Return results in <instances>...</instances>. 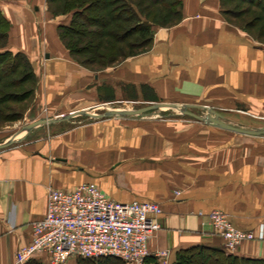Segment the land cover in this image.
<instances>
[{"label": "crops", "instance_id": "obj_1", "mask_svg": "<svg viewBox=\"0 0 264 264\" xmlns=\"http://www.w3.org/2000/svg\"><path fill=\"white\" fill-rule=\"evenodd\" d=\"M46 2L0 0L10 26L6 49L25 54L35 67L36 116L44 111L59 118L94 105L155 98L213 108L223 117L238 110L264 116V44L225 22L221 0H181L180 21L155 28L149 51L96 73L69 60L57 37L73 13L52 18ZM82 117L0 149V264H12L30 243L31 224L46 212L48 188L69 191L82 184L96 185L118 203L158 204L160 229L147 246L150 255L167 252L162 264H172L183 249L223 248L207 224L212 211L254 236L229 254L264 260V137H233L183 119ZM35 259L49 264L44 254Z\"/></svg>", "mask_w": 264, "mask_h": 264}, {"label": "built area", "instance_id": "obj_2", "mask_svg": "<svg viewBox=\"0 0 264 264\" xmlns=\"http://www.w3.org/2000/svg\"><path fill=\"white\" fill-rule=\"evenodd\" d=\"M161 213L155 203L115 202L94 184L69 191L50 187L45 215L31 224V241L18 249L12 264H27L41 254L48 257L49 264H64L76 257H116L125 264H143L150 255L148 241L160 229L157 218ZM206 218L228 252L254 239L252 233L232 227L220 211H212ZM154 256L164 259L167 252Z\"/></svg>", "mask_w": 264, "mask_h": 264}, {"label": "rangeland", "instance_id": "obj_3", "mask_svg": "<svg viewBox=\"0 0 264 264\" xmlns=\"http://www.w3.org/2000/svg\"><path fill=\"white\" fill-rule=\"evenodd\" d=\"M136 7V4L140 3L145 8H149V11H157L160 7H147V2L143 0H130ZM67 0H47L46 2V11L52 18L62 17L73 13L76 6V1H72L68 7L65 5ZM86 2V0H85ZM103 0L95 3L90 9L86 10L84 16L87 18L77 17L76 23L73 24L74 30L76 33L67 34L65 31L61 32L58 29L56 30L57 37L59 39L60 44L65 49L67 57L72 62L76 63L79 67L86 69L90 72H100L104 71L108 68L114 67L117 64L110 67L103 66H87L85 63L88 61L97 60L94 56H92L93 50L88 46L90 43H98L103 42L102 46L106 45V42H109L110 39L108 36L105 38L103 36V32L105 30L113 29L115 34L122 35L125 38L123 39V43H121V47L124 48V53L127 54L129 52V47L131 49V53L134 56H128L123 59L121 62L130 59L132 57L139 56L141 54L149 51L151 44L143 49H133L136 44V35L134 33L127 34L123 32V29L128 31L129 28H132L134 22L129 21L127 23L114 22L112 23L108 16L107 6H102ZM82 3L81 5H83ZM85 6V5H84ZM68 7V8H67ZM142 7V8H143ZM137 9V7H136ZM221 15L224 18L225 22L233 27L235 30L245 34L247 37L255 41L259 44H264V40H257L258 31L263 30L264 28V12H262L259 8L254 6H249L246 4H237L233 2H227L221 4ZM139 11V9H137ZM100 20L106 24H109V29H104L103 24H99L96 20ZM263 19V20H262ZM89 20V21H88ZM105 24V26H106ZM112 24V25H111ZM163 27L158 28H171L175 25L168 26V22H164ZM166 26V27H165ZM124 30V31H125ZM113 32V33H114ZM106 34V32H105ZM104 34V35H105ZM106 36V35H105ZM8 38V37H7ZM122 38V37H121ZM120 41V40H118ZM8 46V39L2 41L0 38V48ZM71 50V51H69ZM90 60H86V59ZM30 60V59H29ZM31 62V61H30ZM98 63H101L100 60H97ZM120 62V63H121ZM102 64V63H101ZM119 64V63H118ZM11 64L7 63L3 68L0 67V142H9L10 140L15 138V142L12 145H17L20 142L26 140H32L40 137L41 135L52 134L58 130H61L62 127H49V125L37 126L30 130L29 132L24 131L26 126L42 121V120H50L55 119L54 117L45 116L44 111L41 112V115L36 116L40 110L34 104V100H39L36 96V91L38 87V79L36 77L35 67L33 66V72L35 76L32 80H28L27 71L20 68L14 70L11 68ZM142 95L147 96L146 91L142 92ZM126 97V96H125ZM160 102H155L154 104H159ZM163 103V102H162ZM152 103L146 102H138V101H126L119 100L115 102H111L109 104H102V106L94 105L93 108L87 110L89 115H102L109 110H134L147 107ZM161 104V103H160ZM187 111L199 115L204 116L206 114V110L204 109H191L190 107ZM155 119H163V120H175V119H183L187 122L192 123H202L194 118L182 115L179 111L175 109H159L154 111H149L146 115ZM141 116H136V118H140ZM226 119H225V118ZM224 120L230 125L241 127L243 129H257L264 127V116H251L248 115L247 112L243 110H238L231 113L228 116L224 115ZM84 119L95 120L97 118H90L89 116H83L79 120L84 121ZM103 119V118H102ZM228 119V120H227ZM77 119V121H79ZM230 120V121H229ZM204 124V123H202ZM71 124H65V127L70 126ZM54 128V129H53ZM220 131V130H219ZM229 133L230 136L238 137V138H258V137H248L244 135L234 134L227 131H220ZM8 146V147H10ZM6 147V148H8ZM177 191H174V193ZM173 193V194H174ZM175 196V195H174ZM203 264H209L207 261H204Z\"/></svg>", "mask_w": 264, "mask_h": 264}, {"label": "trees", "instance_id": "obj_4", "mask_svg": "<svg viewBox=\"0 0 264 264\" xmlns=\"http://www.w3.org/2000/svg\"><path fill=\"white\" fill-rule=\"evenodd\" d=\"M72 1H76L75 4L78 5L73 12L70 25L68 27L57 28L59 31H65L67 34L76 33L73 27V24L76 23L75 19L77 17L84 18L85 11L90 9L95 3L99 2L100 0H86V2L85 0H67V2H65V5L68 4L67 6L70 7L69 4ZM103 1L104 2H102V6H107L106 9L109 10L107 16L112 23H127L129 21L134 22L132 28H129L128 31L123 29V32L127 34L134 33L136 35V44L133 49H143L149 46L153 40L154 29L163 27L164 22H168V26H173L176 25L181 19V0H143L144 2L148 3L147 7H160L155 12L149 11V8H144L140 3L136 4L137 9H139L138 11L135 5L131 3L130 0ZM225 1L230 3L233 2L237 4L254 6L264 12V0H221V4ZM82 3L84 4L81 5ZM96 22H98L99 24H103L104 29H109V24H106L103 21L102 23H100L101 19L96 20ZM9 27V22L0 13V38L2 39V41L7 39ZM113 32V29L105 30L103 32L106 35L105 36L103 34L105 38L107 36L110 38L108 40L109 42H106L105 46H102L103 42L101 41L98 43L92 42L88 45L93 50L91 55L94 56L97 60H100L102 64L98 63L97 60H95L86 62L85 64L87 66L110 67L120 63L128 56H134L131 53L130 47L129 52L125 54L124 48L120 46L121 43H123L122 41L125 37ZM257 35L258 41L264 40V28L263 30L258 31ZM86 60L90 59L87 58ZM7 63H10L12 66L11 68L14 70L18 71V69L20 68L26 70L28 80H32L35 76L33 72V64L25 54L21 52H11L5 47H1L0 67L3 68ZM151 101L157 102V99L155 98ZM72 259L76 264H125L122 260L116 257H100L96 259L76 257ZM36 260L37 259H32L27 264H45L39 260ZM204 261H207L209 264H264V260L262 259L238 257L236 255L229 254L225 248H216L205 245L178 251L172 264H203ZM143 264H162V261L154 255H149L144 259Z\"/></svg>", "mask_w": 264, "mask_h": 264}, {"label": "water", "instance_id": "obj_5", "mask_svg": "<svg viewBox=\"0 0 264 264\" xmlns=\"http://www.w3.org/2000/svg\"><path fill=\"white\" fill-rule=\"evenodd\" d=\"M166 108L175 109V110L179 111V113L182 115L190 116V117L194 118L195 120L204 123L205 125L213 126L217 129H220L223 131H227V132H231V133L239 134V135H244V136H248V137H264V127L248 130V129H243L241 127H236V126L230 125L229 123H227L224 120L223 116L220 113H218L216 110H214L213 108H207L206 114L204 116H199V115H195V114L187 111V109L189 108V106H187V105L178 106L175 104H154V103H152L151 105H149L147 107L140 108V109H134V110H109L108 112H106L102 115H89L87 110L75 112V113L68 114L66 116H62L59 118L50 119V120H42V121L32 123V124L26 126L24 131L29 132L30 130H32L33 128H35L37 126L51 125V124L58 123V122H61L64 120H68L70 118H73L75 116H80V115L81 116H89L90 118L93 117V118H97V119H102V118L126 119V118H132V117H136V116H143V115H146V113L149 111L166 109ZM15 141L16 140L14 138V139L10 140L9 142H0V149H4V148L10 146Z\"/></svg>", "mask_w": 264, "mask_h": 264}]
</instances>
